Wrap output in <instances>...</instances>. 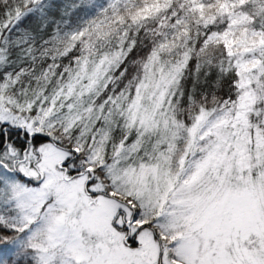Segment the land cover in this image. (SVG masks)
Returning <instances> with one entry per match:
<instances>
[{
  "label": "snow or ice",
  "instance_id": "snow-or-ice-1",
  "mask_svg": "<svg viewBox=\"0 0 264 264\" xmlns=\"http://www.w3.org/2000/svg\"><path fill=\"white\" fill-rule=\"evenodd\" d=\"M0 264H264V0H0Z\"/></svg>",
  "mask_w": 264,
  "mask_h": 264
}]
</instances>
